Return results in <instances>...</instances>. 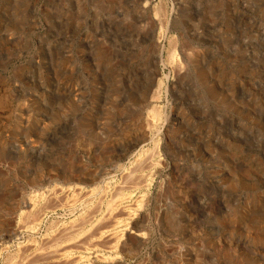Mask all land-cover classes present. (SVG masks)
<instances>
[{
  "label": "rangeland",
  "instance_id": "rangeland-1",
  "mask_svg": "<svg viewBox=\"0 0 264 264\" xmlns=\"http://www.w3.org/2000/svg\"><path fill=\"white\" fill-rule=\"evenodd\" d=\"M0 264H264V0H0Z\"/></svg>",
  "mask_w": 264,
  "mask_h": 264
},
{
  "label": "bare ground",
  "instance_id": "bare-ground-1",
  "mask_svg": "<svg viewBox=\"0 0 264 264\" xmlns=\"http://www.w3.org/2000/svg\"><path fill=\"white\" fill-rule=\"evenodd\" d=\"M52 188H54V187H51L50 189H45V191H51V190H53ZM69 188H72V187H69Z\"/></svg>",
  "mask_w": 264,
  "mask_h": 264
}]
</instances>
